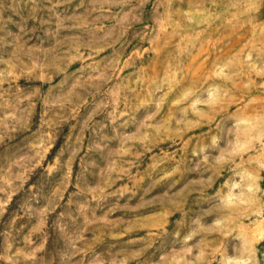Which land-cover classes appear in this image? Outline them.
Returning <instances> with one entry per match:
<instances>
[{"label":"rangeland","instance_id":"374dc122","mask_svg":"<svg viewBox=\"0 0 264 264\" xmlns=\"http://www.w3.org/2000/svg\"><path fill=\"white\" fill-rule=\"evenodd\" d=\"M0 264H264V0H0Z\"/></svg>","mask_w":264,"mask_h":264}]
</instances>
